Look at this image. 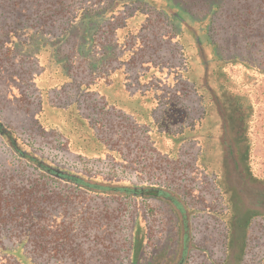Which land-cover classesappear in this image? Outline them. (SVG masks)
<instances>
[{
  "label": "rangeland",
  "instance_id": "obj_1",
  "mask_svg": "<svg viewBox=\"0 0 264 264\" xmlns=\"http://www.w3.org/2000/svg\"><path fill=\"white\" fill-rule=\"evenodd\" d=\"M190 4L194 16L178 10L180 26L198 46L197 51L213 49L227 59L222 58L220 64L208 61L209 69L206 62L204 66L197 63L196 75H202L204 69L217 71L204 78L221 97L228 126H223V114L214 121L218 115L214 112L200 132L193 133L198 137L212 132L214 137L185 146L186 154L178 162L161 158L154 149L156 143L147 141L130 118L104 106L78 84L42 96L38 88L43 86L42 80L35 84L33 79L38 71L36 61L7 46L0 47V120L14 129L30 150L69 170L175 188L191 208L193 239L184 264H264V0H226L209 25L213 42L209 46L204 33L207 21L201 19L205 0H190ZM2 12L0 36L16 17ZM150 20L140 34L146 43L144 59L131 64L133 74L138 63L149 58L176 61L179 48L168 28L156 14H151ZM114 30L104 27L101 41L112 37ZM76 44V38H71L65 45L71 56ZM120 48L115 53L118 60ZM179 89L198 118L202 91L185 81L179 83ZM209 108L213 109L212 105ZM87 124L94 127V136L104 147L89 141L84 133ZM201 145L207 151L205 157L200 155ZM84 151L89 157L81 154ZM17 166L0 140V174ZM71 195L73 204L54 211L56 219L65 224L58 227H67V238L63 244L52 243L49 254L74 253L82 262L86 260L83 264H178L181 260L176 255L179 238L174 219L160 200L135 203L77 192ZM135 237L144 238V253L134 249ZM65 264H70V258Z\"/></svg>",
  "mask_w": 264,
  "mask_h": 264
},
{
  "label": "trees",
  "instance_id": "obj_2",
  "mask_svg": "<svg viewBox=\"0 0 264 264\" xmlns=\"http://www.w3.org/2000/svg\"><path fill=\"white\" fill-rule=\"evenodd\" d=\"M225 2L205 0L201 19L207 21L204 25V33L210 39L207 46L213 45L209 28L212 17L224 8ZM0 10L2 14L16 15L6 30L2 28L0 47H12L19 51L18 55L36 61L38 71L33 79L35 84L42 80L43 86L36 85L42 96L48 97L55 89L78 84L104 106L130 118L147 141L156 143L154 149L161 158L175 162L186 154L185 146L197 141L203 143L204 137H214L212 132L206 136L193 135L200 132L214 112L218 114L214 121L220 119V114L225 115L221 97L204 78L212 77L217 71L204 69L197 77L196 64L204 66L206 62L205 68L209 69L208 61L220 64L225 57L222 59L213 49L197 51L198 46L180 26V11L194 16L190 0H0ZM151 14L161 19L177 44L176 61L149 58L138 63L133 74L131 64L144 59L142 50L146 43L140 34L150 24ZM104 27L115 29V34L102 42L100 32ZM71 38H76L77 43L72 56L65 50ZM118 47L122 52L119 60L115 55ZM182 81L203 92L200 95L202 112L198 118L192 115L190 104L183 100L186 94L179 89ZM222 120L226 128V115ZM84 128L90 142L98 141L104 147L94 136V127ZM0 140L18 162L15 170L7 168L0 174V264H65L69 258L70 264H83L86 260L82 262L74 253L65 255L62 250L57 255L49 254L52 243L60 244L67 238V227L64 230L58 227L65 224L56 219L54 211L59 206L73 204L71 193L75 192L135 203L160 200L170 208L175 222L179 248L178 252L174 251L181 259L178 264L186 262L193 239L191 208L172 186L133 184L69 170L30 150L21 136L2 120ZM67 140H70L68 136ZM200 148L201 157L207 156L206 149L202 145ZM81 154L89 157L85 151ZM196 161L200 165L199 159ZM143 241L144 238L134 239L133 246L139 254L146 249Z\"/></svg>",
  "mask_w": 264,
  "mask_h": 264
}]
</instances>
